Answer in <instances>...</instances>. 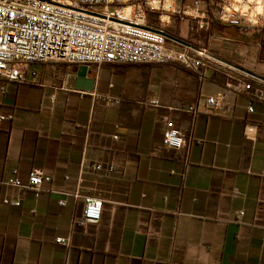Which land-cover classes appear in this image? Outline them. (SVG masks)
Listing matches in <instances>:
<instances>
[{"label": "crops", "instance_id": "crops-1", "mask_svg": "<svg viewBox=\"0 0 264 264\" xmlns=\"http://www.w3.org/2000/svg\"><path fill=\"white\" fill-rule=\"evenodd\" d=\"M169 1L200 16L169 13L163 29L224 59L243 65L228 35L263 29L264 40V26L203 18L210 0ZM146 17L158 25L156 12ZM166 44L198 67L87 66L90 90L77 86L81 64L62 61L29 64L23 82L0 79V116L12 115L0 120V264H264V99L238 89L264 92V83ZM210 95L223 97L221 107L206 105ZM165 118L183 133L179 149L162 143ZM34 167L52 177L37 197L2 182L16 170L25 183ZM90 195L102 200L96 222L81 219Z\"/></svg>", "mask_w": 264, "mask_h": 264}, {"label": "built area", "instance_id": "built-area-1", "mask_svg": "<svg viewBox=\"0 0 264 264\" xmlns=\"http://www.w3.org/2000/svg\"><path fill=\"white\" fill-rule=\"evenodd\" d=\"M165 4V0H0V79L23 82L29 64L47 61L86 66L176 62L185 67H198L199 62L194 61L187 51L167 46V38L161 31H165L163 27L169 13L178 14L180 19L200 15L195 16L185 9H171ZM198 4L199 1L194 2L195 6ZM209 6L211 15L219 22L242 31L264 26V0H210ZM126 7H131L128 16L122 14ZM146 12H156L158 25L147 23ZM201 12L203 18L211 16L208 12ZM164 16L167 19L164 20ZM197 53L207 57L203 52ZM31 74H36V68L31 69ZM238 89L250 91L254 99H264L262 89L251 83L238 86ZM222 101V96L210 95L205 103L221 107ZM150 102L157 104L155 99ZM248 109L252 111L251 103ZM186 111L196 113L197 109L188 106ZM11 117V114L0 116V120ZM164 120L163 145L181 148L183 133L171 119ZM95 168L100 169L101 165L97 164ZM108 170L112 171L113 167L109 166ZM16 172L13 170L12 175L2 182L31 190L36 197L43 190V184L52 181L51 175L41 168H32L25 183ZM3 202L20 204L19 199L5 198ZM59 203L65 204L64 201ZM101 206L99 197H83L82 221H98ZM55 242L68 246L70 237H56Z\"/></svg>", "mask_w": 264, "mask_h": 264}, {"label": "water", "instance_id": "water-1", "mask_svg": "<svg viewBox=\"0 0 264 264\" xmlns=\"http://www.w3.org/2000/svg\"><path fill=\"white\" fill-rule=\"evenodd\" d=\"M112 20H116V21H119L117 19H114V18H111ZM121 22H125V21H121ZM161 33L170 41H173V42H176L182 46H185L189 49H192L196 52H203L207 57L217 61V62H220L230 68H233L235 70H238L248 76H251L253 77L254 79L260 81V82H263L264 83V75H261L259 73H256L255 71L253 70H250L248 68H245L239 64H236L232 61H229L227 59H224L218 55H215V54H212L208 51H204L203 48L201 47H198L182 38H179L177 36H174L166 31H161ZM87 75V66L86 65H80L78 66V69H77V72H76V81H77V86H79L80 88H83V89H91L92 88V80L91 79H88L86 77Z\"/></svg>", "mask_w": 264, "mask_h": 264}, {"label": "rangeland", "instance_id": "rangeland-1", "mask_svg": "<svg viewBox=\"0 0 264 264\" xmlns=\"http://www.w3.org/2000/svg\"><path fill=\"white\" fill-rule=\"evenodd\" d=\"M131 1H133V0H131ZM169 3H170V1H169ZM169 3H168V5L171 6V9H173L172 5ZM166 4H167V1H166ZM166 4H165V7L167 6ZM167 7H169V6H167ZM99 8L100 7H96V9H99ZM146 21L149 23L148 17H146ZM152 22L155 23L154 20H152ZM259 31L260 32L248 33V34H243V35L235 34V35H232V37L230 35H228L225 38V40H223V41L228 42L227 46L229 49L232 50L234 55H235V53L237 54V50L235 49L236 48L235 45L238 43V46L242 47V49H243L242 57H241V60L238 59L241 64H243V65L247 64L248 65V63H250L249 60H251L252 62H255L256 64L257 63L261 64L260 68L264 70V46H260L261 48L259 51V45H257L258 41L263 40V37L260 38V35L263 32V29L259 30ZM243 65H241V66H243ZM258 66H260V65H258ZM243 67H245V66H243Z\"/></svg>", "mask_w": 264, "mask_h": 264}, {"label": "bare ground", "instance_id": "bare-ground-1", "mask_svg": "<svg viewBox=\"0 0 264 264\" xmlns=\"http://www.w3.org/2000/svg\"><path fill=\"white\" fill-rule=\"evenodd\" d=\"M167 1V6H168V3H169V0H166ZM154 3V2H153ZM154 4H156V3H154ZM166 6V7H167ZM131 7H126V8H124L123 10H122V14L124 15V16H128L129 15V9H130ZM194 13V12H193ZM163 19L165 20V19H167V17L166 16H164L163 17Z\"/></svg>", "mask_w": 264, "mask_h": 264}, {"label": "trees", "instance_id": "trees-1", "mask_svg": "<svg viewBox=\"0 0 264 264\" xmlns=\"http://www.w3.org/2000/svg\"><path fill=\"white\" fill-rule=\"evenodd\" d=\"M207 9H208V10H207L208 14H209V15H211V13H210V10H209V7H208V6H207ZM260 45H261V46H264V40L260 41ZM254 102H260V101H255V100H253V99H252V100H251V103H254Z\"/></svg>", "mask_w": 264, "mask_h": 264}]
</instances>
